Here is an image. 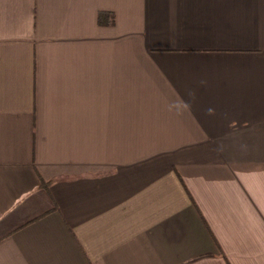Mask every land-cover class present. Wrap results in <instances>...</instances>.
<instances>
[{
  "label": "crops",
  "instance_id": "1",
  "mask_svg": "<svg viewBox=\"0 0 264 264\" xmlns=\"http://www.w3.org/2000/svg\"><path fill=\"white\" fill-rule=\"evenodd\" d=\"M0 264H264V0H0Z\"/></svg>",
  "mask_w": 264,
  "mask_h": 264
},
{
  "label": "trees",
  "instance_id": "2",
  "mask_svg": "<svg viewBox=\"0 0 264 264\" xmlns=\"http://www.w3.org/2000/svg\"><path fill=\"white\" fill-rule=\"evenodd\" d=\"M98 21L102 25L113 24L115 22V18L113 14L103 11L99 14Z\"/></svg>",
  "mask_w": 264,
  "mask_h": 264
}]
</instances>
